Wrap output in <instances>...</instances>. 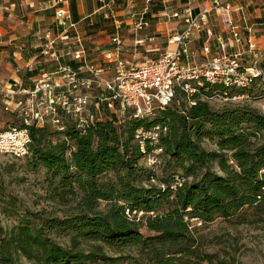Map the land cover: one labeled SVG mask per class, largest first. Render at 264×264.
<instances>
[{"label": "trees", "instance_id": "16d2710c", "mask_svg": "<svg viewBox=\"0 0 264 264\" xmlns=\"http://www.w3.org/2000/svg\"><path fill=\"white\" fill-rule=\"evenodd\" d=\"M67 62L78 67L75 60ZM257 66L262 78L236 89L238 94L264 81V55ZM231 88L204 83L190 95L178 88L169 105L143 119L127 113L122 123L110 115L80 128L66 123L50 131L45 121L22 120L18 129H26L30 138L28 165L44 172L52 198L73 199L75 213L63 220L37 214L36 220L19 221L0 237V264H14L19 254L35 264H114L117 258L104 250L125 249L136 250L150 264H204L191 260L196 250L189 220L228 218L264 201V114L249 106L214 111L200 98L229 95ZM62 113L72 114L60 109L54 119ZM155 127L157 144L144 139L141 149L136 130ZM204 139L216 150L203 148ZM156 147L161 149L159 178L140 163ZM57 238H67V244ZM84 242L92 244L89 251L80 249ZM204 261L240 264L211 256Z\"/></svg>", "mask_w": 264, "mask_h": 264}, {"label": "built area", "instance_id": "2783aa9c", "mask_svg": "<svg viewBox=\"0 0 264 264\" xmlns=\"http://www.w3.org/2000/svg\"><path fill=\"white\" fill-rule=\"evenodd\" d=\"M192 1L188 0L182 9L173 11L166 15L169 19L179 20L183 28L171 34L167 38V47L159 50L155 59L144 61L140 64L122 59L121 40L117 35L113 38L115 48L113 53L106 54L108 65L103 67L86 60L84 46L76 30V24L72 20L71 12L67 5H63L65 0H58V6L54 9L53 19L55 26L59 29L56 35L46 32L45 43L41 53L51 56L57 60L53 49V43L57 40L75 45L71 51L72 58L78 61V67L72 68L70 65H60L51 73H43L30 91L21 90L19 93L28 94L30 105L37 109L35 118L42 122L40 115L43 108H48L52 113L56 111V106L66 113L80 115L87 105L89 95L78 94L79 88H95V107L104 104L109 110L114 111L119 122L130 113L132 118H145L157 109L169 105L175 96V91L179 88L185 93H193L197 86L205 84H218L225 87L242 88L250 85L258 77L262 78V70L257 66L256 60L250 66H244L240 60L246 50L241 47L247 46V51L252 52L255 44L242 36L241 30L232 19L224 16L223 26L228 33V37L233 41L236 49L228 53L226 41L222 34H215L210 25V15L214 11H222L221 0H200L201 6L194 12ZM150 0H145V6L141 12H132L131 16L137 18L131 24L130 31L137 36L141 31H145L149 22L144 19V14L148 9ZM115 11L108 14L115 18ZM115 29L118 31L122 26V21L114 20ZM193 32H205V45L202 47L204 60L199 63L183 64L181 57L186 53V46ZM215 40L217 44L212 50L210 41ZM142 39L135 38L134 43L139 46ZM174 45L170 48V45ZM169 46V47H168ZM114 63L115 75L110 78L102 76L103 72L109 68V64ZM82 73V74H80ZM58 75L60 82L54 81L52 76ZM55 77V76H54ZM194 81V86L191 85ZM8 96V94H6ZM8 104H6L7 106ZM47 110V109H46ZM59 122L58 119H52ZM83 127L87 120H80ZM24 122L28 124V120ZM62 128V127H61ZM158 130V127H155ZM154 133L157 137V131ZM140 132H148L139 128L136 130V137ZM155 137V136H153ZM152 140L151 138H148ZM144 140V139H143ZM143 140L140 141L141 149ZM30 138L26 129L11 128L5 132H0V152L13 153L17 156H24L28 151ZM155 143L157 140L155 139ZM158 150L161 151L160 148ZM264 175V166L260 170ZM264 189V186L262 187Z\"/></svg>", "mask_w": 264, "mask_h": 264}, {"label": "rangeland", "instance_id": "374dc122", "mask_svg": "<svg viewBox=\"0 0 264 264\" xmlns=\"http://www.w3.org/2000/svg\"><path fill=\"white\" fill-rule=\"evenodd\" d=\"M140 1L142 2V0ZM118 3H120L119 0L112 2L110 5L111 8L116 9ZM101 14L103 13H97L92 17L100 18V16H102ZM128 32L129 34H125L124 44L122 43L123 50L120 55L122 59H127L133 62V64H139L157 57H146V53L142 51L141 47H137L138 50L134 53L132 49L134 48L133 39L135 35L132 34L131 31ZM139 34L140 33H138V36ZM45 43H47V40ZM254 44L255 49L252 52L247 51L248 49L245 44L241 46L246 50V53H244L240 60L241 64L244 66H250L254 61L264 55V37ZM82 45L84 46L83 41ZM258 45L259 49H256ZM173 46V44L170 45V48H173ZM74 47L75 45L71 42L64 43L57 40L53 43V49L58 57L57 60L53 59L48 54L45 55L41 53V56L47 58L50 63H52L53 60V62H55L53 66L55 68L58 64L68 65V60H74L71 55V51ZM42 48H44V46L41 47V50ZM87 58L91 60V63L100 64L103 67L108 65L105 57L98 58L96 56H87ZM114 75V66L113 63H110L109 68L103 72L102 76L110 78ZM54 76L56 79H54ZM54 76H52V79L60 82L58 81L61 80L60 77L58 75ZM236 89L240 88H231L228 93L229 95L212 94L208 97L201 95L200 98L207 100L214 111L231 110L236 107L249 106L264 114V81L258 80L252 86L251 92H246L243 95L238 94L237 92L239 90L237 91ZM19 92L21 91H0V97H2L3 101H0V132H3L2 130H9L11 126L18 128L20 122L25 119H27L29 123L34 119L37 120V123H42L38 118H35L37 109L35 104L33 106L30 105V96ZM79 93L90 96L87 105L83 108L80 115L74 113L65 115L62 113L61 115L59 114L61 116L59 122H53L52 119H54L58 110L61 108L56 106L55 113H52L48 108H43L40 115L42 116V121H45V123L49 125L50 131L62 130L66 123L74 124L77 128H80L81 126L79 125L83 124L80 120H87V122H90L94 119H103L110 115H115L114 111L100 106L101 104L99 108L95 107V88H79L78 94ZM6 94H8V96ZM188 95L190 94L188 93ZM6 104L8 105L6 106ZM122 122H124L123 119L120 123ZM156 131L158 132V130ZM154 132V128L150 129V133L137 132L139 137L135 135V138L138 139L139 142L143 139L151 138L150 144L155 146L157 144L155 143L157 137ZM202 147L206 150H216L213 141L208 139L202 140ZM159 153L160 150L156 147L153 153L145 154V156L140 159V163L147 170L154 172L155 178L156 176L158 178L161 177L162 163H160V156H157ZM36 169L37 170H34L28 165L25 156L0 152V237L7 235L19 221L25 219L36 220L37 214L45 218L63 220L75 213L73 199L67 197L64 199L65 201H62L58 197L52 198L44 172L39 167ZM166 170L167 173H170L168 169ZM153 182L158 184L157 179H153ZM189 222L190 233L194 239L193 247L196 250V257H191V260H193L192 262L199 261L200 263L205 262L204 264H206L204 257L211 256L213 259H225L229 262L234 261L240 264H264V201L245 206L228 218L215 217L210 222H200L191 219ZM57 239L60 243L64 245L67 244V238ZM91 246V243L84 242L81 243L80 249L89 251ZM104 251L107 256L117 258L114 264H131L133 261L134 263L138 261L140 264H150L146 261L144 256L134 249H125L119 252L110 250ZM14 264L35 263L19 254L15 255ZM172 264L181 263L172 261Z\"/></svg>", "mask_w": 264, "mask_h": 264}, {"label": "crops", "instance_id": "0c3cea01", "mask_svg": "<svg viewBox=\"0 0 264 264\" xmlns=\"http://www.w3.org/2000/svg\"><path fill=\"white\" fill-rule=\"evenodd\" d=\"M114 1L65 0L63 3L69 7L77 33L84 42L86 60H88L87 56H96L105 57L106 62L109 61L106 54L113 53L115 48L113 38L117 35L121 40L122 51L125 34H129L131 24L137 20L131 16V13L143 11L145 6V0L142 2L119 0L120 3L114 10L110 6ZM186 2L188 0H150L144 14L149 26L145 31L139 32V36L137 34L134 37L132 51L136 53L137 47H141L146 57H156L159 50L165 49L168 36L183 28V24L179 20L169 19L164 14L169 15L173 11L182 9ZM221 2L223 10L212 12L209 21L214 33H221L227 41L228 53H232L236 47L223 26L224 16L229 17L239 26L245 40L249 38L251 42L257 43L264 37V0H221ZM56 6L58 0H0V91H30L43 73H51L55 69L53 60L50 63L47 58L41 56V47L45 44L47 31L54 36L59 30L53 19ZM156 6H159V10L154 12L153 8ZM200 6V0L192 1L194 12L198 11ZM111 10L115 11V18L108 14ZM100 12L103 13L100 18L92 17ZM115 19L122 21L118 31L114 26ZM204 33L193 32L186 46V53L181 57L183 64L199 63L204 60L202 54V47L206 41ZM135 38L142 39L143 42L136 46ZM210 43L213 50L217 42L211 40ZM256 49H259V45ZM38 58H44V61ZM75 62L78 64V61ZM0 101L3 102L2 97Z\"/></svg>", "mask_w": 264, "mask_h": 264}]
</instances>
